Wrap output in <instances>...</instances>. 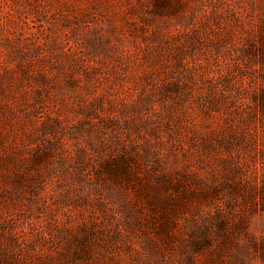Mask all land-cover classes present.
Here are the masks:
<instances>
[{
    "label": "rangeland",
    "instance_id": "rangeland-1",
    "mask_svg": "<svg viewBox=\"0 0 264 264\" xmlns=\"http://www.w3.org/2000/svg\"><path fill=\"white\" fill-rule=\"evenodd\" d=\"M0 264H264V0H0Z\"/></svg>",
    "mask_w": 264,
    "mask_h": 264
}]
</instances>
